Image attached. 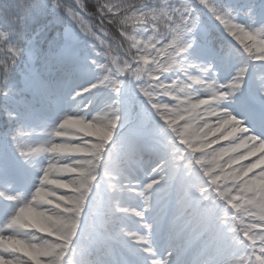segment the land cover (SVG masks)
<instances>
[{
  "label": "clouds",
  "instance_id": "clouds-1",
  "mask_svg": "<svg viewBox=\"0 0 264 264\" xmlns=\"http://www.w3.org/2000/svg\"><path fill=\"white\" fill-rule=\"evenodd\" d=\"M0 145V264H264V0H0Z\"/></svg>",
  "mask_w": 264,
  "mask_h": 264
},
{
  "label": "rangeland",
  "instance_id": "rangeland-1",
  "mask_svg": "<svg viewBox=\"0 0 264 264\" xmlns=\"http://www.w3.org/2000/svg\"><path fill=\"white\" fill-rule=\"evenodd\" d=\"M75 72H76V69H75L74 64H70V67L67 68V73H68L67 78L61 81H55L54 86H53L54 88L53 94L55 95V98H58L60 93L69 85L71 80L74 79ZM4 151H6L7 153V160L15 166L16 178L20 181H23L26 177L23 173L19 172L18 170L19 163L15 161V157L11 156L8 153V150H6L3 145H0V152H4Z\"/></svg>",
  "mask_w": 264,
  "mask_h": 264
},
{
  "label": "trees",
  "instance_id": "trees-1",
  "mask_svg": "<svg viewBox=\"0 0 264 264\" xmlns=\"http://www.w3.org/2000/svg\"><path fill=\"white\" fill-rule=\"evenodd\" d=\"M56 80L54 78H48L46 81L44 80H41L39 78H36L34 80V84H33V91H34V94L36 95H42L43 93L47 92V91H50L51 94L53 95V88H52V85L53 83L55 82ZM54 97V95H53ZM5 147V146H4ZM6 150H8V153L11 155V156H14L13 153L10 151V149H7L5 147ZM18 168H19V171L20 173H23L22 172V165L18 164Z\"/></svg>",
  "mask_w": 264,
  "mask_h": 264
}]
</instances>
